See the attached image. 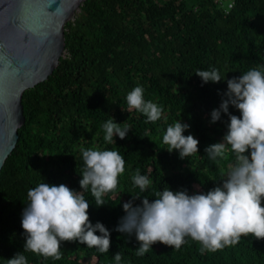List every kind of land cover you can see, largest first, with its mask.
<instances>
[{
    "label": "trees",
    "instance_id": "trees-1",
    "mask_svg": "<svg viewBox=\"0 0 264 264\" xmlns=\"http://www.w3.org/2000/svg\"><path fill=\"white\" fill-rule=\"evenodd\" d=\"M233 2L227 15L211 0L83 2L65 24V54L58 66L22 95L25 122L0 170V264L24 251L21 221L30 188L45 182L82 191L81 148L115 150L125 160L116 192L103 197L111 215L95 205L90 189L83 193L91 223L100 222L111 233L110 250L100 253L79 241L61 242L60 260L25 252L28 264H77L71 254L95 258V264H117L119 252L120 264H264V240L251 235L203 255L201 245L186 238L179 250L156 243L138 257L135 235L115 230L125 215L124 199L139 194L134 205H140L143 197L155 199V192L166 187L206 193L225 179L221 168L227 172L234 162V153L217 165L205 152L223 141L230 122L222 113L212 123L211 112L226 98L227 79L254 67L264 69V0ZM212 68L226 78L205 84L196 72ZM137 86L146 101L163 107L166 121L146 122L142 113L128 111L126 96ZM229 112L240 115L231 105ZM110 118L132 127L125 139L116 136L112 144L103 139V124ZM177 121L190 125L184 134L199 140V153L189 158L181 159L163 143L167 126ZM136 169L152 181L145 191L134 186Z\"/></svg>",
    "mask_w": 264,
    "mask_h": 264
},
{
    "label": "clouds",
    "instance_id": "clouds-1",
    "mask_svg": "<svg viewBox=\"0 0 264 264\" xmlns=\"http://www.w3.org/2000/svg\"><path fill=\"white\" fill-rule=\"evenodd\" d=\"M233 7L228 4L225 11ZM206 84L220 83L226 78L219 69L197 70ZM219 108L211 112V122L227 114L229 123L222 142L205 148L208 158L219 165L234 153V162L218 186L206 193L189 194L186 189L173 191L169 187L155 192V199L143 197L142 204L134 205L139 194L123 203L125 215L115 229L129 236L135 235L139 247L138 257L149 252L153 245H163L179 250L186 238L198 242L200 253L216 252L237 245L241 237L253 236L264 240V69L251 68L240 77L227 79ZM128 111L136 110L155 123L164 117L162 106L144 99V89L135 87L127 96ZM240 115L229 112V106ZM131 126L116 123L110 118L103 124L104 141L116 143L115 137L125 139ZM190 125L177 121L166 128L163 143L167 150H177L181 159L199 153V140L185 135ZM85 169L79 181L82 191H74L65 184L40 183L27 192L29 202L23 210L21 225L25 233L24 251L18 252L7 264H28L25 252L44 258L60 260L61 242L79 241L100 253H107L111 233L100 222L90 221V204L83 193L89 191L97 207L105 205V194L116 192L119 177L125 172V160L115 150L81 148ZM250 152V155L248 154ZM134 186L145 191L152 184L147 175L136 169L132 176ZM99 232L100 235L96 233ZM117 264L121 253L114 256Z\"/></svg>",
    "mask_w": 264,
    "mask_h": 264
},
{
    "label": "water",
    "instance_id": "water-1",
    "mask_svg": "<svg viewBox=\"0 0 264 264\" xmlns=\"http://www.w3.org/2000/svg\"><path fill=\"white\" fill-rule=\"evenodd\" d=\"M84 1L0 0V170L25 122L22 95L58 66L65 24Z\"/></svg>",
    "mask_w": 264,
    "mask_h": 264
},
{
    "label": "rangeland",
    "instance_id": "rangeland-1",
    "mask_svg": "<svg viewBox=\"0 0 264 264\" xmlns=\"http://www.w3.org/2000/svg\"><path fill=\"white\" fill-rule=\"evenodd\" d=\"M196 189H198L197 186H195ZM128 200L124 199V202H127ZM106 203V202H105ZM101 209L108 215L112 214V209L109 204H105L101 206ZM71 259L76 262L77 264H95L96 260L95 258H86L83 256H80V254H71Z\"/></svg>",
    "mask_w": 264,
    "mask_h": 264
},
{
    "label": "built area",
    "instance_id": "built-area-1",
    "mask_svg": "<svg viewBox=\"0 0 264 264\" xmlns=\"http://www.w3.org/2000/svg\"><path fill=\"white\" fill-rule=\"evenodd\" d=\"M211 2H212L215 9L221 11L225 15L229 14L230 11L234 8L233 0H211ZM228 4H232L233 7L231 9H228L226 12L225 9H226Z\"/></svg>",
    "mask_w": 264,
    "mask_h": 264
}]
</instances>
